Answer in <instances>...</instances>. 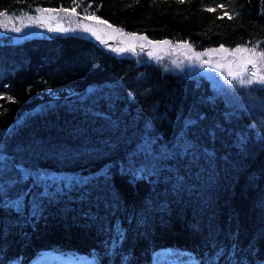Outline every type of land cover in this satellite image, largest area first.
I'll use <instances>...</instances> for the list:
<instances>
[{
	"label": "trees",
	"instance_id": "16d2710c",
	"mask_svg": "<svg viewBox=\"0 0 264 264\" xmlns=\"http://www.w3.org/2000/svg\"><path fill=\"white\" fill-rule=\"evenodd\" d=\"M39 7L264 50V0H0V29ZM157 55L0 33V264H264V84Z\"/></svg>",
	"mask_w": 264,
	"mask_h": 264
},
{
	"label": "rangeland",
	"instance_id": "374dc122",
	"mask_svg": "<svg viewBox=\"0 0 264 264\" xmlns=\"http://www.w3.org/2000/svg\"><path fill=\"white\" fill-rule=\"evenodd\" d=\"M39 9H54V8L39 7L31 15H27V17L25 18L26 20L24 21L26 25L24 27H20L21 29L20 32H16L15 27H9L10 31H7L5 29H0V33L1 32H6L7 34L11 33L13 38L16 37L18 39L24 38L26 36L51 35V34H58V33L60 34H80V35L89 36L108 47L107 40L111 35V28H108L107 25L100 26V30L97 33L99 36V39H97V37L93 36L90 32H85L83 30L85 24L91 25L93 28H95L96 27L95 20H92L89 18H80L69 10L65 12L64 9H56L57 11L51 12V13H48V12L42 13L39 11ZM35 17H38L39 20L32 19ZM57 27L67 29V31H63V32L50 31V29H56ZM16 28H19V27H16ZM140 36L141 35L136 34V37H133L130 34H120L119 33L118 39L115 41V43L111 47V50L118 55H126V56L133 55L134 53L132 51L119 52V51H116L115 49L122 48V47L128 48L130 46L134 47L135 45L141 44L143 40L138 39V37ZM183 45H187V44H183ZM233 48H236V47H233ZM233 48H228V49H233ZM186 49L188 53H191L194 59L198 61L207 60L210 58L211 61L215 63L216 61L221 60L222 57L227 60L233 59V57L230 54L212 53V52H206L209 58L207 56L206 58L205 57L201 58L200 56L197 59L195 54L201 53V52H195V49L192 46L191 48L186 47ZM210 49H216V48H210ZM157 56H159V53ZM170 58H171V61L174 63L173 66L177 67L179 65L178 59L184 65L187 64L186 59H184L181 54L171 55ZM236 59L238 61L239 58L237 57ZM232 67L235 68L236 65L233 64ZM248 69L249 71H251V65L248 66ZM260 69L264 70V62L257 63L256 71H259ZM202 73L207 78L210 79L212 85L215 87L222 85L227 79H231L230 77L227 76L226 71H221L214 67L208 66L205 68V70ZM252 78L255 80L256 76H253ZM155 259L158 260L157 255L155 256ZM61 262H64V264H87L84 261L77 263L71 257L63 258L53 253L45 255L43 258L38 260L35 264H60ZM154 264H161V263L157 261Z\"/></svg>",
	"mask_w": 264,
	"mask_h": 264
},
{
	"label": "snow or ice",
	"instance_id": "6c2138e0",
	"mask_svg": "<svg viewBox=\"0 0 264 264\" xmlns=\"http://www.w3.org/2000/svg\"><path fill=\"white\" fill-rule=\"evenodd\" d=\"M179 2H183V0H179ZM221 7H223L221 5ZM40 12H55L57 11L56 9H39ZM65 12L68 11V9H64ZM73 13L75 12V8L72 9ZM208 11H214V9H208ZM7 13L5 12H0V16H6ZM89 19L95 20L96 21V27L93 28L91 25L85 24L84 25V31L85 32H90L93 36H96L97 39H99L98 36V31L100 30V26L102 25H107L108 28H112V25L108 24V21L106 20H102L100 17L98 16H90L88 17ZM32 19H36L39 20L38 17L32 18ZM16 32H20L21 29L20 28H15ZM50 31H67V29L61 28V27H57L56 29H50ZM114 31H119V30H115ZM133 37H136L135 33L130 34ZM138 39L140 40H145L147 39V37L144 36H140L138 37ZM158 44H164L167 45L169 44V41L164 40V41H159L156 42ZM180 46H186L188 48H191L190 44L187 45H180ZM116 51L119 52H126V51H134V47L130 46L128 48H118L115 49ZM206 52H212V53H222V54H230L233 59L232 60H227L225 58L222 57L221 60L216 61L215 63H213L212 61H205L204 64H206L209 67H214L218 70L221 71H226L227 72V76L231 78L232 81H236L241 85L244 84H252V83H262L264 84V75H259L256 71L257 68V63L258 62H264V50L259 51L257 53L256 48L255 47H242V46H237L236 48L233 49H228L225 48L224 45H220L219 48L216 49H208L206 50ZM204 53H196L195 56L198 59L201 55H203ZM247 54V55H245ZM153 55L152 52L148 53V56L151 57ZM239 58L238 61L236 58ZM191 59V58H190ZM235 64L236 67L233 68L232 65ZM251 65V71H249L248 66ZM256 76L257 78L254 80L252 77ZM9 99H11L9 97Z\"/></svg>",
	"mask_w": 264,
	"mask_h": 264
},
{
	"label": "water",
	"instance_id": "95a60500",
	"mask_svg": "<svg viewBox=\"0 0 264 264\" xmlns=\"http://www.w3.org/2000/svg\"><path fill=\"white\" fill-rule=\"evenodd\" d=\"M117 39H118V33L115 32L113 28H111V35L107 40L108 47L111 48ZM164 40H166V39L152 40V39L147 38L144 40V43L135 46L134 47L135 50L133 52L142 51V52H145L147 55L149 52H152L153 55H155L158 52L164 53L166 51H170L173 54H182L184 59L187 60V64L190 67H193L194 70L203 72L205 67H208L206 64H204V62L209 61V60L211 61L210 58L207 60L197 61V60H194L192 54H189L187 52V50L184 46L177 47V46L171 45L170 42L167 45L156 43V42L164 41Z\"/></svg>",
	"mask_w": 264,
	"mask_h": 264
}]
</instances>
